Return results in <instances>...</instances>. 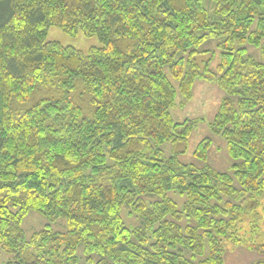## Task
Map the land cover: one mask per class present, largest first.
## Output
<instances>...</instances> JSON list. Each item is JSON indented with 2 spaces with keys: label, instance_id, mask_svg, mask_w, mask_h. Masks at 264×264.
Masks as SVG:
<instances>
[{
  "label": "trees",
  "instance_id": "trees-1",
  "mask_svg": "<svg viewBox=\"0 0 264 264\" xmlns=\"http://www.w3.org/2000/svg\"><path fill=\"white\" fill-rule=\"evenodd\" d=\"M204 77L225 91L209 126L227 171L179 157L201 119L171 107ZM31 212L67 230L27 235ZM227 243L264 264V0H0V264H224Z\"/></svg>",
  "mask_w": 264,
  "mask_h": 264
},
{
  "label": "rangeland",
  "instance_id": "rangeland-1",
  "mask_svg": "<svg viewBox=\"0 0 264 264\" xmlns=\"http://www.w3.org/2000/svg\"><path fill=\"white\" fill-rule=\"evenodd\" d=\"M204 4L211 15H213L214 0H204ZM48 39L56 40L64 45L73 46L81 50H88L92 46L101 45L96 36H87L83 33L72 36L57 26H51L49 28ZM218 42V39H209L199 47L201 51H206L205 54L202 55L201 60H203L204 63L208 62L211 72L216 71L220 61ZM246 47L248 48L249 54L257 60H261L262 56L259 48L250 44H247ZM224 95L225 91L218 85L217 81L212 80L211 77L198 79L195 82L190 98L187 99L183 95L178 94L175 105L171 107V112L175 120L182 121L186 118L201 119L199 123L195 125L185 151L179 156L182 161L195 163L201 167H212L222 171H227L231 168L232 160L227 151L226 141L216 136L209 126V123L213 121L219 109ZM205 138L209 139L211 146L208 157L206 159H201L195 151L199 142ZM163 148L167 155L181 149V147L174 146L172 143H165ZM170 196L176 197L172 192ZM123 217L131 225L138 224V221L128 214L127 208L123 210ZM47 223H51V227L54 230L61 232L67 230L66 219L61 218L55 222H48V220L38 212H31L25 217L23 228L27 235H30L34 231L46 227ZM243 227L249 228L246 223L243 224ZM225 249L224 264H251L260 258L259 253L250 250L244 245L227 243Z\"/></svg>",
  "mask_w": 264,
  "mask_h": 264
}]
</instances>
